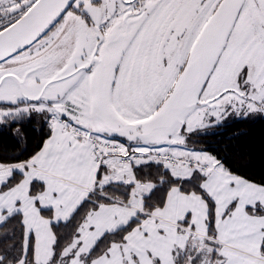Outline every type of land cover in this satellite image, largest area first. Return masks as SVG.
Segmentation results:
<instances>
[{
    "label": "snow or ice",
    "instance_id": "1",
    "mask_svg": "<svg viewBox=\"0 0 264 264\" xmlns=\"http://www.w3.org/2000/svg\"><path fill=\"white\" fill-rule=\"evenodd\" d=\"M253 116L264 0H0V130L47 129L0 149V264H264V178L189 147Z\"/></svg>",
    "mask_w": 264,
    "mask_h": 264
},
{
    "label": "trees",
    "instance_id": "2",
    "mask_svg": "<svg viewBox=\"0 0 264 264\" xmlns=\"http://www.w3.org/2000/svg\"><path fill=\"white\" fill-rule=\"evenodd\" d=\"M22 131L26 139L17 145L14 132L0 130V149L10 154L24 152L25 156L30 155L37 150L47 129L40 131L39 119L33 118L31 122L23 123ZM190 144L194 148H205L218 155L233 170L255 179L264 178V116L244 120L230 119L207 134L192 136ZM84 211L82 209L67 227L63 223L56 226L58 234L70 235Z\"/></svg>",
    "mask_w": 264,
    "mask_h": 264
},
{
    "label": "rangeland",
    "instance_id": "3",
    "mask_svg": "<svg viewBox=\"0 0 264 264\" xmlns=\"http://www.w3.org/2000/svg\"><path fill=\"white\" fill-rule=\"evenodd\" d=\"M256 117H259V116H253V117H250V118H256ZM231 119H233V118H231ZM229 120H230V119H229ZM210 130H212V129H209L208 131H210ZM199 134H202V133H199ZM199 134H193V136H194V135H199ZM189 147H192L191 144H189Z\"/></svg>",
    "mask_w": 264,
    "mask_h": 264
}]
</instances>
